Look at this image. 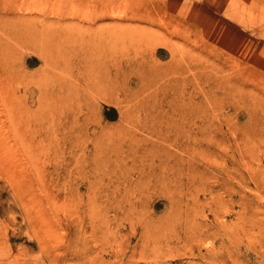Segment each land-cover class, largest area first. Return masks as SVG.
Returning <instances> with one entry per match:
<instances>
[{"label": "rangeland", "instance_id": "obj_1", "mask_svg": "<svg viewBox=\"0 0 264 264\" xmlns=\"http://www.w3.org/2000/svg\"><path fill=\"white\" fill-rule=\"evenodd\" d=\"M263 139L264 0H0V264H264Z\"/></svg>", "mask_w": 264, "mask_h": 264}, {"label": "bare ground", "instance_id": "obj_2", "mask_svg": "<svg viewBox=\"0 0 264 264\" xmlns=\"http://www.w3.org/2000/svg\"><path fill=\"white\" fill-rule=\"evenodd\" d=\"M263 140H264V139H263ZM263 140H262V141H263ZM262 147H263V146H262Z\"/></svg>", "mask_w": 264, "mask_h": 264}]
</instances>
